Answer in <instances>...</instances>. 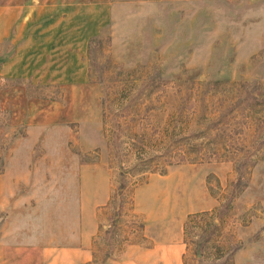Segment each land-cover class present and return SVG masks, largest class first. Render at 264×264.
I'll list each match as a JSON object with an SVG mask.
<instances>
[{"label": "rangeland", "instance_id": "obj_1", "mask_svg": "<svg viewBox=\"0 0 264 264\" xmlns=\"http://www.w3.org/2000/svg\"><path fill=\"white\" fill-rule=\"evenodd\" d=\"M53 1L27 30L70 27L71 77L0 74V264H39L23 237L63 236L103 194L86 264L197 211L184 264H264V0Z\"/></svg>", "mask_w": 264, "mask_h": 264}, {"label": "crops", "instance_id": "obj_2", "mask_svg": "<svg viewBox=\"0 0 264 264\" xmlns=\"http://www.w3.org/2000/svg\"><path fill=\"white\" fill-rule=\"evenodd\" d=\"M90 7V9H94L92 6ZM60 8L61 4L53 0H51V4H40L34 0H0V49L2 41L11 34L16 39L23 38L21 43H17L13 53L0 63L2 76L31 77L32 73L36 74L39 71L36 69L41 66L40 78L48 82H51V74L55 73H67L69 75L67 78L71 77L72 52L70 45L72 37L70 27L48 26L42 32H47L49 35H43L39 40L34 32L38 26L27 30L29 25L26 24V18L39 17V15L49 12L61 11L59 15H64L66 10H60ZM38 32L41 31L38 30ZM87 34L86 32V36ZM34 38L35 41H32ZM49 124L51 125L50 122H42L29 127L31 136L32 129L33 131L34 129H47L41 132L43 137L40 135L34 137L42 138L43 143L50 144L51 127ZM49 174L51 176V168H49ZM48 187L51 188V186ZM102 196H94V200L83 201V206L78 209V220L74 226L72 224L65 226L66 234L51 236V231L47 230L44 225H40V236L32 234L29 237L26 236L25 239L23 237V250H34L39 264H86L91 261L94 256L92 242L100 225L96 206L100 204ZM46 199L45 209L51 215V195H48ZM39 203L42 207L44 200ZM183 222L175 232L171 230L170 226L163 225L148 245L129 244L122 253L111 258L109 264H184L183 255L186 246L183 237ZM144 227L148 230L151 227L150 222H145Z\"/></svg>", "mask_w": 264, "mask_h": 264}, {"label": "trees", "instance_id": "obj_3", "mask_svg": "<svg viewBox=\"0 0 264 264\" xmlns=\"http://www.w3.org/2000/svg\"><path fill=\"white\" fill-rule=\"evenodd\" d=\"M210 213H211V211L210 212L209 211H197V212H193V213L192 212L188 213L186 215L184 222H183V233L184 234L186 233L187 223L190 222L195 216L202 215V214H210ZM206 225L207 226L212 225L214 228H217V226L219 225V222L217 219L213 218L212 220L207 222ZM184 241L186 242L185 237H184Z\"/></svg>", "mask_w": 264, "mask_h": 264}]
</instances>
